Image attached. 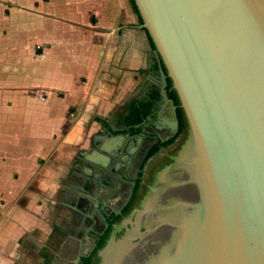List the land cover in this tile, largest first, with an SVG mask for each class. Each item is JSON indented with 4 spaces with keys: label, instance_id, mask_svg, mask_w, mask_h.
<instances>
[{
    "label": "water",
    "instance_id": "95a60500",
    "mask_svg": "<svg viewBox=\"0 0 264 264\" xmlns=\"http://www.w3.org/2000/svg\"><path fill=\"white\" fill-rule=\"evenodd\" d=\"M135 2L160 97L57 264H264V0Z\"/></svg>",
    "mask_w": 264,
    "mask_h": 264
},
{
    "label": "crops",
    "instance_id": "0c3cea01",
    "mask_svg": "<svg viewBox=\"0 0 264 264\" xmlns=\"http://www.w3.org/2000/svg\"><path fill=\"white\" fill-rule=\"evenodd\" d=\"M155 49L131 0H0V264H57L160 97Z\"/></svg>",
    "mask_w": 264,
    "mask_h": 264
},
{
    "label": "trees",
    "instance_id": "16d2710c",
    "mask_svg": "<svg viewBox=\"0 0 264 264\" xmlns=\"http://www.w3.org/2000/svg\"><path fill=\"white\" fill-rule=\"evenodd\" d=\"M131 3L133 5L134 10L138 14L140 22H142V17H141V15L139 13V10H138V7L136 5L135 0H131ZM150 39H151L152 45L154 47H156L155 43L153 42L151 37H150ZM161 63H162V66H163L162 69H163L164 73H166V68H165L162 60H161ZM167 80H168V85H167L166 89L168 90L170 85H171L172 80H171L170 77H167ZM150 112H151V101L139 102V103L138 102H134L132 104V106H131V114H132L131 122L133 123V126L130 128V130L132 132H137L140 127L139 126H135V124H140L142 121H144L145 118L148 117Z\"/></svg>",
    "mask_w": 264,
    "mask_h": 264
}]
</instances>
